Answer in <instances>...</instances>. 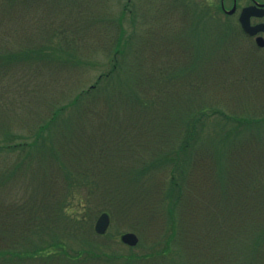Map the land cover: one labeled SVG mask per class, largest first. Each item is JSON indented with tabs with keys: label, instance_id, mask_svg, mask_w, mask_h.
Instances as JSON below:
<instances>
[{
	"label": "rangeland",
	"instance_id": "374dc122",
	"mask_svg": "<svg viewBox=\"0 0 264 264\" xmlns=\"http://www.w3.org/2000/svg\"><path fill=\"white\" fill-rule=\"evenodd\" d=\"M217 8L0 0V55L18 56L8 72L0 67V143L39 146L0 149V220L13 224L0 226V248L50 252L11 264H213L214 252L242 247L227 239L239 230H213L211 211L237 218L230 204L244 199L229 198V180L248 182L264 163V48ZM234 118L253 123L229 137L245 138L240 159L215 149ZM177 156L180 188L169 182ZM102 211L110 224L100 235ZM18 213L34 223L23 230ZM128 231L133 246L121 241Z\"/></svg>",
	"mask_w": 264,
	"mask_h": 264
},
{
	"label": "trees",
	"instance_id": "16d2710c",
	"mask_svg": "<svg viewBox=\"0 0 264 264\" xmlns=\"http://www.w3.org/2000/svg\"><path fill=\"white\" fill-rule=\"evenodd\" d=\"M18 58L16 53H13L12 55H0V67L3 69V71L11 68L13 62ZM9 68V69H7ZM64 107H60L59 109H63ZM58 115V110L52 113L51 119H54V117H57ZM244 119V120H243ZM236 126L234 127L233 130H228L227 132H224L226 136H221V138H218V143H217V148L216 152L223 151V150H229V154L231 155L232 158L234 159H240L238 156V151L236 150V147H242L241 145V140L242 142L245 141V138L242 139L240 137V134L236 139H229L231 133L237 132L240 129H243L244 127H249V125H252V121L246 120L245 118L242 119H236ZM49 123V122H48ZM48 123L42 125L39 128L38 134H40L42 131H44ZM191 128H187V138L182 141V144L180 146L181 150H184L188 147L186 143L189 140L190 142L192 140L193 134L196 130H194V125H191ZM191 130V131H189ZM244 133V132H242ZM241 133V134H242ZM35 135L33 138L34 140L38 138V141L41 142V135ZM199 135V134H198ZM198 137V136H197ZM7 140H4V143H0V149L5 148L7 150H13L15 152L21 153L25 152L28 153L32 151L33 149L39 147L36 146L37 142L33 141L32 143L27 142V139H19V140H14V138L7 137ZM196 138V137H195ZM231 138V137H230ZM13 139V140H12ZM18 139V138H17ZM201 140V139H198ZM197 141V140H196ZM247 141L245 142L246 146ZM42 144H40L41 146ZM205 152V151H203ZM200 154V153H199ZM264 155V152L261 153ZM82 155V154H81ZM260 155V154H259ZM77 157V155H76ZM178 157L173 161L174 166L170 178V186L173 185L175 187L180 188V182L178 181L177 174L183 173L184 168H182L181 163L178 162ZM259 158H263L261 156H258ZM202 162L201 159L197 160V165H200ZM262 170L260 171L261 167L256 173H246L244 174L245 178L248 179V182L245 181H240V178H237L236 180L230 179L229 183V195L231 199H239V197L242 196L241 199H244V201L241 202L239 205L233 206L232 203L230 204L231 208L233 211L231 212L236 213L237 218H233V215H227V218H231V224H226V216L222 212V210H215L213 209V212L211 211L212 218L214 220V225H213V230L217 232H221L224 234L228 228V226L231 227V229L234 230H239L233 235H227L228 241L232 240V244H237L242 245V247H238L235 245L234 247H229V251L227 253L225 252L226 248L222 249V254L220 251H218V256L216 252L213 254V258H210L213 262V264H264V163H260ZM232 165V161H231ZM252 164L249 165L250 168L255 169L254 167L251 166ZM244 166V165H243ZM241 169V168H239ZM175 174V175H174ZM240 173H236L234 175H239ZM218 198L217 196H213L211 203L214 206H217V200H220L219 194ZM228 197V195H227ZM125 202L127 201V198H121ZM173 210V206L171 205V202L169 203V208L168 212L171 215ZM42 213L45 211L40 210ZM37 210V212H40ZM16 216L15 218L18 219V224H20L23 228V230L28 227V225H32L34 223V216L36 215H19ZM253 216V217H252ZM13 225L10 222H5L3 220H0V226L4 225L6 228L9 225ZM21 235V234H20ZM19 235V239H20ZM221 236V235H220ZM6 237V236H5ZM17 244L16 242H10L9 248H0V264H11L15 260L21 259L22 256L31 258L33 257H48L50 255V252L40 248L36 249L35 251H16V248L13 247V245ZM51 246V248L57 247L58 244H54ZM229 244V243H227ZM55 245V246H54ZM47 249V248H46ZM80 255L79 251L73 255L77 256ZM221 255V256H219ZM50 257V256H49ZM66 260L68 258H65Z\"/></svg>",
	"mask_w": 264,
	"mask_h": 264
},
{
	"label": "flooded vegetation",
	"instance_id": "af4514ba",
	"mask_svg": "<svg viewBox=\"0 0 264 264\" xmlns=\"http://www.w3.org/2000/svg\"><path fill=\"white\" fill-rule=\"evenodd\" d=\"M211 1L212 0H207V2L209 3H211ZM251 6H254L255 8H253L251 11L252 13L249 16V23L254 26L264 24V0H218L217 10L218 12H221L227 16L235 15L238 20L242 10ZM205 13L206 15L212 14L210 6L207 5ZM256 36H261L264 38V31H260L256 35L249 37L253 38L255 41ZM255 46H258L257 43L255 44Z\"/></svg>",
	"mask_w": 264,
	"mask_h": 264
},
{
	"label": "water",
	"instance_id": "95a60500",
	"mask_svg": "<svg viewBox=\"0 0 264 264\" xmlns=\"http://www.w3.org/2000/svg\"><path fill=\"white\" fill-rule=\"evenodd\" d=\"M250 9L251 8L245 9L239 18L243 29L249 34H254L258 31H264V25H258L255 27L250 26L249 24V16L251 15ZM256 42L258 45L264 46V40L261 37H258L256 39ZM108 224H109V215L103 212L96 220L94 229L97 233L102 234L106 231ZM121 241L128 245H135L138 241V237L133 232H126L121 235Z\"/></svg>",
	"mask_w": 264,
	"mask_h": 264
}]
</instances>
